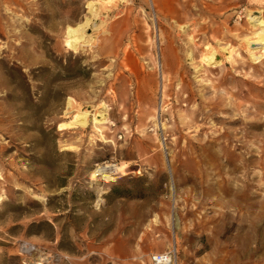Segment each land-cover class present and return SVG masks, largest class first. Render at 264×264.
Listing matches in <instances>:
<instances>
[{
	"label": "rangeland",
	"instance_id": "1",
	"mask_svg": "<svg viewBox=\"0 0 264 264\" xmlns=\"http://www.w3.org/2000/svg\"><path fill=\"white\" fill-rule=\"evenodd\" d=\"M259 20L264 0H0V264H264Z\"/></svg>",
	"mask_w": 264,
	"mask_h": 264
},
{
	"label": "bare ground",
	"instance_id": "2",
	"mask_svg": "<svg viewBox=\"0 0 264 264\" xmlns=\"http://www.w3.org/2000/svg\"><path fill=\"white\" fill-rule=\"evenodd\" d=\"M256 25L258 26H262L264 25V20H259ZM259 36L257 38H255L253 41H252V44H264V28H262L261 30H259ZM209 45V44H208ZM207 50H208V53L206 55H204V60H206L207 62H211V61H214V58L217 56V52L215 50H213L212 48H210L209 46H206L205 47ZM205 62V61H204ZM219 94V93H218ZM221 94V93H220ZM222 95V94H221ZM218 96V95H217ZM223 98V96H222ZM221 98V99H222ZM223 101V100H222ZM72 107V106H71ZM70 107V108H71ZM161 109V108H160ZM87 112V111H86ZM86 112L85 111H79L77 114H74V119L71 121L72 123L73 122H76L79 123L80 125H85L86 122H87V117H86ZM100 117V116H99ZM99 122H102V121H99L97 120L96 118H94V123H99ZM67 123V122H66ZM65 123H60L59 124V128H63ZM69 125V124H68ZM69 127V126H68ZM115 168H119L118 165L115 166ZM105 179L104 180H107L109 181L110 179H112L111 176H105L104 177ZM39 264V263H37Z\"/></svg>",
	"mask_w": 264,
	"mask_h": 264
},
{
	"label": "built area",
	"instance_id": "3",
	"mask_svg": "<svg viewBox=\"0 0 264 264\" xmlns=\"http://www.w3.org/2000/svg\"><path fill=\"white\" fill-rule=\"evenodd\" d=\"M117 165L116 162H103L96 166L94 171V176L98 179H105V176H111L114 173L118 172V168H115ZM153 264H171L172 256L170 252H159L154 253L150 257Z\"/></svg>",
	"mask_w": 264,
	"mask_h": 264
},
{
	"label": "trees",
	"instance_id": "4",
	"mask_svg": "<svg viewBox=\"0 0 264 264\" xmlns=\"http://www.w3.org/2000/svg\"><path fill=\"white\" fill-rule=\"evenodd\" d=\"M112 190L115 191V188L113 187Z\"/></svg>",
	"mask_w": 264,
	"mask_h": 264
}]
</instances>
